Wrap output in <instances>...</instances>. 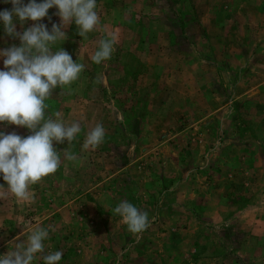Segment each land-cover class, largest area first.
I'll return each mask as SVG.
<instances>
[{"label": "rangeland", "instance_id": "374dc122", "mask_svg": "<svg viewBox=\"0 0 264 264\" xmlns=\"http://www.w3.org/2000/svg\"><path fill=\"white\" fill-rule=\"evenodd\" d=\"M4 10L12 5L0 0ZM97 12L88 40L74 23L62 29L60 48L85 70L72 95L58 88L46 101L53 118L81 124L70 145H53L78 159L61 154L30 203L0 197V255L41 226L59 264H264V0H97ZM56 13L39 23L50 31ZM33 23L14 18L21 33ZM111 33L112 58L94 64ZM13 45L0 23V50ZM97 123L104 143L85 149ZM122 200L148 213L142 234L113 215Z\"/></svg>", "mask_w": 264, "mask_h": 264}, {"label": "clouds", "instance_id": "9594fccd", "mask_svg": "<svg viewBox=\"0 0 264 264\" xmlns=\"http://www.w3.org/2000/svg\"><path fill=\"white\" fill-rule=\"evenodd\" d=\"M11 3L12 10L0 12L5 35L19 39L20 46L0 50L4 70H0V124L15 125L29 130L31 135L21 137L15 132H0V176L6 187L0 186V197L11 194L16 200L30 203L33 200L32 186L56 173L61 167V154L69 162L78 157L67 148L57 151L53 146L67 142L70 145L82 132L79 122L67 123L56 112L55 118L47 113L46 101L56 89L72 95V85L85 70L83 63L73 61L71 55L60 48L68 38L62 29L71 24L78 28L77 35L88 40L89 34L100 25L97 0H4ZM55 7L60 25L39 23ZM14 18L23 25L34 22L22 33L16 30ZM118 38L114 33L98 41L97 50L91 55L96 65L110 60L115 52ZM59 45V47H57ZM96 83L102 82L97 76ZM122 115V114H121ZM83 119V117H82ZM106 130L97 123L85 133L83 147L95 149L104 143ZM105 207H108L107 205ZM121 218L129 232L142 234L151 221L146 211L128 200L120 201L111 209ZM50 239L49 230L37 226L12 250L0 255V264H59L62 251H46L45 241Z\"/></svg>", "mask_w": 264, "mask_h": 264}, {"label": "crops", "instance_id": "0c3cea01", "mask_svg": "<svg viewBox=\"0 0 264 264\" xmlns=\"http://www.w3.org/2000/svg\"><path fill=\"white\" fill-rule=\"evenodd\" d=\"M248 34V33H247ZM259 35H261L262 33H258ZM250 38V37H249ZM251 38H253V39H256V33H254V34H252V36H251ZM253 47H254V49L253 48H250V50H251V52H249L251 55H252V50L254 51L253 53V55H257L258 54V52H260L261 51V44L260 45H257L256 46V44H254L253 45ZM246 51H247V48H245L244 49V53H246ZM255 57V56H254ZM246 68H247V66H246ZM256 69V68H255ZM247 70H249V69H245L244 70V73H246L247 72ZM259 75L258 74H255V76H254V78H256V77H258ZM249 77H251V76H249Z\"/></svg>", "mask_w": 264, "mask_h": 264}]
</instances>
